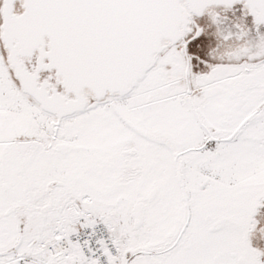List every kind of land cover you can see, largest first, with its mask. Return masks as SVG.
<instances>
[{
    "label": "snow or ice",
    "instance_id": "obj_1",
    "mask_svg": "<svg viewBox=\"0 0 264 264\" xmlns=\"http://www.w3.org/2000/svg\"><path fill=\"white\" fill-rule=\"evenodd\" d=\"M0 264H264V0H0Z\"/></svg>",
    "mask_w": 264,
    "mask_h": 264
}]
</instances>
